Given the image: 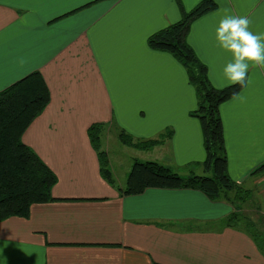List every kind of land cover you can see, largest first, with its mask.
Segmentation results:
<instances>
[{"label": "crops", "instance_id": "crops-1", "mask_svg": "<svg viewBox=\"0 0 264 264\" xmlns=\"http://www.w3.org/2000/svg\"><path fill=\"white\" fill-rule=\"evenodd\" d=\"M179 1L189 11L201 0ZM212 1L217 9L191 23L186 41L221 89L233 84L223 74L232 57L216 40L219 21L243 16L264 34V0ZM180 19L174 0H0V91L42 76L50 101L22 141L57 177L55 201L33 205L28 219L0 222V264H264L247 233L224 226L238 211L231 203L189 189L118 191L129 168L119 175L109 144L120 131L136 139L170 131L153 148L159 162L165 156L177 174H201L195 91L175 59L147 46ZM219 112L228 174L248 189L264 178L252 174L264 163V68L250 65L243 89ZM95 123L105 125L115 188L101 178L87 135Z\"/></svg>", "mask_w": 264, "mask_h": 264}, {"label": "trees", "instance_id": "trees-1", "mask_svg": "<svg viewBox=\"0 0 264 264\" xmlns=\"http://www.w3.org/2000/svg\"><path fill=\"white\" fill-rule=\"evenodd\" d=\"M181 19L157 31L147 39V46L170 55L184 69L197 99L196 110L190 116L199 121L205 159L201 163L203 175L182 177L170 168L156 162L134 160L126 178L125 187L118 191L125 196L142 194L147 189H189L204 194L210 201H227L235 207L245 204L250 190L235 183L228 174L220 106L236 96L244 86L239 83L217 89L208 78L207 67L201 63L186 41L191 23L217 9L212 0H201L185 11L179 0H174ZM50 101L47 86L38 72H34L10 87L0 91V222L10 218L28 219L33 205L55 201L51 191L57 183L56 175L37 154L22 141L31 123L42 114ZM104 124L88 127L87 135L99 163L101 178L116 187L109 169L107 154L102 149L101 135ZM167 131L155 139H136L124 131L117 138L124 146L146 151L171 138ZM252 174L264 175V163ZM241 217L231 213L224 226L247 233L257 248L264 252V237L249 221L241 228Z\"/></svg>", "mask_w": 264, "mask_h": 264}, {"label": "clouds", "instance_id": "clouds-1", "mask_svg": "<svg viewBox=\"0 0 264 264\" xmlns=\"http://www.w3.org/2000/svg\"><path fill=\"white\" fill-rule=\"evenodd\" d=\"M249 25L246 17L225 15L215 30L219 46L232 57L223 68L224 77L241 86L246 84L250 65L264 68V34H254ZM24 62L20 60L21 64Z\"/></svg>", "mask_w": 264, "mask_h": 264}, {"label": "rangeland", "instance_id": "rangeland-1", "mask_svg": "<svg viewBox=\"0 0 264 264\" xmlns=\"http://www.w3.org/2000/svg\"><path fill=\"white\" fill-rule=\"evenodd\" d=\"M102 148H104V146ZM156 150L157 149H154L153 151L152 148L148 151H132L126 148V146L124 147V145L120 143L117 139H111V143L109 144V155L111 156V159L113 161L112 165L113 167H115L116 171L119 173L120 176L121 173H124L126 171V165L130 171L131 166L133 164V161L132 163L129 162L131 157H135L142 162H156L160 165L165 166V163L167 162L166 157L164 156L161 160L162 162L160 163L157 154L158 152ZM158 151L161 153L165 152L161 149H159ZM181 173L184 172L181 171L180 174L178 173V175L185 177ZM194 174L203 175L204 173L202 170L201 174H197L195 171ZM262 177H264V175H262ZM245 186L250 189L252 195L250 199L245 204H243L240 209H238V211H236L238 216L241 217V222L239 223V226L241 228H244L247 225L246 222L249 221V223L251 222L253 225H255V229L259 232L260 236L264 237V178H262V180L255 185H248L247 183Z\"/></svg>", "mask_w": 264, "mask_h": 264}]
</instances>
